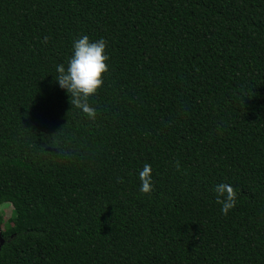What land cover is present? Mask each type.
Returning <instances> with one entry per match:
<instances>
[{
	"label": "trees",
	"instance_id": "16d2710c",
	"mask_svg": "<svg viewBox=\"0 0 264 264\" xmlns=\"http://www.w3.org/2000/svg\"><path fill=\"white\" fill-rule=\"evenodd\" d=\"M81 35L92 120L55 80ZM2 204L0 264H264V0H0Z\"/></svg>",
	"mask_w": 264,
	"mask_h": 264
},
{
	"label": "clouds",
	"instance_id": "9594fccd",
	"mask_svg": "<svg viewBox=\"0 0 264 264\" xmlns=\"http://www.w3.org/2000/svg\"><path fill=\"white\" fill-rule=\"evenodd\" d=\"M104 49L103 38L90 42L86 35H81L72 42V51L67 65L56 66L55 80L58 86L68 94L71 105L78 108L89 120L95 118L96 110L88 103V98L94 95L98 87L102 85L101 74L106 71L104 61L107 55ZM138 176L139 190L142 193L150 192L152 188L150 165L144 164ZM213 191L216 203L220 205L221 214H227L236 204L232 187L226 183H219L213 187Z\"/></svg>",
	"mask_w": 264,
	"mask_h": 264
},
{
	"label": "rangeland",
	"instance_id": "374dc122",
	"mask_svg": "<svg viewBox=\"0 0 264 264\" xmlns=\"http://www.w3.org/2000/svg\"><path fill=\"white\" fill-rule=\"evenodd\" d=\"M0 214L2 215V219L4 220V222H8L9 217L12 216V209L10 205L7 204L0 205Z\"/></svg>",
	"mask_w": 264,
	"mask_h": 264
},
{
	"label": "water",
	"instance_id": "95a60500",
	"mask_svg": "<svg viewBox=\"0 0 264 264\" xmlns=\"http://www.w3.org/2000/svg\"><path fill=\"white\" fill-rule=\"evenodd\" d=\"M3 244H4V240H3V238L1 237V234H0V249H1Z\"/></svg>",
	"mask_w": 264,
	"mask_h": 264
}]
</instances>
